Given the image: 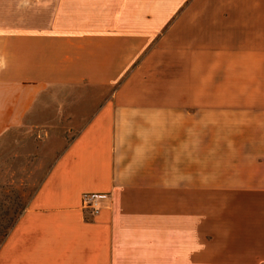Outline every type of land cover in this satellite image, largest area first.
I'll return each mask as SVG.
<instances>
[{"label":"crops","instance_id":"1","mask_svg":"<svg viewBox=\"0 0 264 264\" xmlns=\"http://www.w3.org/2000/svg\"><path fill=\"white\" fill-rule=\"evenodd\" d=\"M49 10L0 21V88L27 108L42 89L79 87L85 119L0 264H264V0ZM101 192L92 215L82 196Z\"/></svg>","mask_w":264,"mask_h":264},{"label":"rangeland","instance_id":"2","mask_svg":"<svg viewBox=\"0 0 264 264\" xmlns=\"http://www.w3.org/2000/svg\"><path fill=\"white\" fill-rule=\"evenodd\" d=\"M55 2L0 0V21L42 22L50 17L49 8ZM77 89H42L29 107L22 108L20 90L10 85L0 88V101L4 102L0 106V204H9V212L15 207L23 211L28 206L54 160L83 126L85 117L82 118V107L77 105ZM93 90L89 87L88 96L92 97Z\"/></svg>","mask_w":264,"mask_h":264},{"label":"trees","instance_id":"3","mask_svg":"<svg viewBox=\"0 0 264 264\" xmlns=\"http://www.w3.org/2000/svg\"><path fill=\"white\" fill-rule=\"evenodd\" d=\"M2 209L3 214L0 213V246L22 213V210L18 207L13 208V210H10L11 212H9V209H11L9 204H0V211ZM7 211L10 213V215L9 213L7 214Z\"/></svg>","mask_w":264,"mask_h":264},{"label":"built area","instance_id":"4","mask_svg":"<svg viewBox=\"0 0 264 264\" xmlns=\"http://www.w3.org/2000/svg\"><path fill=\"white\" fill-rule=\"evenodd\" d=\"M109 199V194L105 192L101 193H85L82 196L81 205L84 209H88L89 212L94 215L100 209L103 202Z\"/></svg>","mask_w":264,"mask_h":264}]
</instances>
